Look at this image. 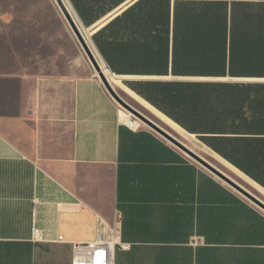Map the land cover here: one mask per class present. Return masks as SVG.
<instances>
[{"label": "crops", "instance_id": "obj_1", "mask_svg": "<svg viewBox=\"0 0 264 264\" xmlns=\"http://www.w3.org/2000/svg\"><path fill=\"white\" fill-rule=\"evenodd\" d=\"M64 1L149 113L264 198V0ZM120 118L52 0H0V264H73L111 228L115 264H264V212Z\"/></svg>", "mask_w": 264, "mask_h": 264}, {"label": "water", "instance_id": "obj_2", "mask_svg": "<svg viewBox=\"0 0 264 264\" xmlns=\"http://www.w3.org/2000/svg\"><path fill=\"white\" fill-rule=\"evenodd\" d=\"M56 2L58 6L60 7L61 11L63 12L66 20L68 21V24L73 30L78 42L82 46L88 59L90 60L94 68L98 71L100 79H101V83L107 90L108 94L112 97V99L117 104L121 105L124 109L129 111L136 118L140 119L148 128L153 130L164 140H166L167 142L172 144L175 148L180 150L185 156H187L188 158H190L191 160L199 164L201 167H203L213 176H215L220 181H222L224 184H226L227 186H229L230 188L238 192L240 195H242L244 198L252 202L255 206H257L259 209H261L264 212V200L262 198H260L259 196L251 192L248 188H246L241 183L235 181L230 175L223 172L215 164H213L210 160L206 159L205 157H203L202 155L194 151L187 144H185L180 139H178L176 136H174L172 133H170L168 130H166L162 125L157 123V121L144 115L142 112L138 111L136 108L131 106L118 94V92H116L112 84L109 82L106 76L102 73L94 54L92 53L90 47L88 46L85 40V37L80 27L78 26L77 22L75 21L73 15L71 14L68 6L64 2V0H56Z\"/></svg>", "mask_w": 264, "mask_h": 264}, {"label": "bare ground", "instance_id": "obj_3", "mask_svg": "<svg viewBox=\"0 0 264 264\" xmlns=\"http://www.w3.org/2000/svg\"><path fill=\"white\" fill-rule=\"evenodd\" d=\"M54 5L56 6V8L59 10L60 14L63 16L64 20L66 21V23L68 24V21L66 20L63 12L61 11L60 7L58 6L56 0H52ZM65 2V1H64ZM66 3V2H65ZM67 5V4H66ZM69 8V7H68ZM71 11V10H70ZM72 34L74 35V37L76 38L73 30L71 29L70 25L68 24ZM77 40V38H76ZM85 40L88 44V46L90 47L92 53L94 54L100 69L102 71V73L106 76V78L109 80V82L112 84V86L114 87V89L116 90V92H118L119 90H122L125 94H127L133 101L135 104H137L139 107L144 108L145 110H150L146 105L142 104L141 102H139L133 95H131V93L129 92V90L126 88V86L121 82L120 79H118L117 77H115L114 75H112L110 73V71L108 70L106 64L103 62V60L101 59V57L99 56V54L97 53V51L94 49L91 40L88 36L85 37ZM78 41V40H77ZM79 43V42H78ZM80 45V43H79ZM80 47L82 48V46L80 45ZM83 50V48H82ZM84 51V50H83ZM85 53V52H84ZM86 55V53H85ZM94 67V66H93ZM93 74L94 76L100 79L99 73L98 71L93 68ZM119 105V104H118ZM120 106V119L122 122H124L125 124L129 125L130 127L137 129L139 127L142 126H146L140 119L136 118L134 115H132L129 111H127L126 109H124L121 105ZM153 117L155 119H157L161 124L163 123L164 125H166L167 127H169L174 133H176L177 135H179L180 137L184 138L185 140H189L192 138L191 136H189L188 134H186L183 130H181L180 128L172 125L171 123H169L165 118H163L162 116L156 114V113H152ZM147 127V126H146ZM193 142V141H192ZM201 144V143H200ZM199 151L205 152L206 149L203 145H201V147L198 149ZM252 188L257 190L258 192H260L261 194H264V191L261 190L258 186H256L255 184L251 183Z\"/></svg>", "mask_w": 264, "mask_h": 264}, {"label": "built area", "instance_id": "obj_4", "mask_svg": "<svg viewBox=\"0 0 264 264\" xmlns=\"http://www.w3.org/2000/svg\"><path fill=\"white\" fill-rule=\"evenodd\" d=\"M34 236L40 237V232L33 228ZM117 230L110 229V238L90 244H78L74 248L73 264H115L114 248L116 245Z\"/></svg>", "mask_w": 264, "mask_h": 264}, {"label": "rangeland", "instance_id": "obj_5", "mask_svg": "<svg viewBox=\"0 0 264 264\" xmlns=\"http://www.w3.org/2000/svg\"><path fill=\"white\" fill-rule=\"evenodd\" d=\"M59 11V10H58ZM80 46V45H79ZM80 53L83 56L86 64L88 65L89 69L91 72H93V65L90 62V60L88 59L87 55H85V53L83 52L82 48L80 47ZM118 94L127 102L129 103L131 106H133L134 108H136L138 111L142 112L144 115L150 117L151 119H154L155 121H157V123H159L160 125H162L166 130H168L170 133H172L174 136H176L178 139H180L182 142H184L185 144H187L190 148H192L194 151H196L197 153H199L200 155H202L203 157H205L206 159L210 160L212 163H214V161L209 158L204 152L199 151L198 149L201 147V144L197 141H195L193 138L189 140H185L184 138L180 137L179 135H177L176 133H174L169 127H167L166 125H164L163 123L161 124L157 119H155L153 117V115L151 113H149L147 110H145L142 107H139L137 104L134 103V101L127 95L125 94L122 90L118 91ZM119 106V105H118ZM145 128H148L146 126H142ZM192 137V136H191ZM193 141V142H192ZM215 164V163H214ZM245 185V184H244ZM262 199H264L262 197Z\"/></svg>", "mask_w": 264, "mask_h": 264}, {"label": "snow or ice", "instance_id": "obj_6", "mask_svg": "<svg viewBox=\"0 0 264 264\" xmlns=\"http://www.w3.org/2000/svg\"><path fill=\"white\" fill-rule=\"evenodd\" d=\"M97 264H99V261H97Z\"/></svg>", "mask_w": 264, "mask_h": 264}]
</instances>
